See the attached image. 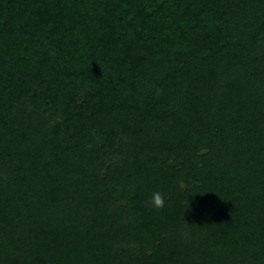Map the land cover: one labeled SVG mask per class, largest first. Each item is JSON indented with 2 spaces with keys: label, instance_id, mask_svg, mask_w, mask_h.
<instances>
[{
  "label": "trees",
  "instance_id": "obj_1",
  "mask_svg": "<svg viewBox=\"0 0 264 264\" xmlns=\"http://www.w3.org/2000/svg\"><path fill=\"white\" fill-rule=\"evenodd\" d=\"M0 264H264V0H0Z\"/></svg>",
  "mask_w": 264,
  "mask_h": 264
},
{
  "label": "clouds",
  "instance_id": "obj_2",
  "mask_svg": "<svg viewBox=\"0 0 264 264\" xmlns=\"http://www.w3.org/2000/svg\"><path fill=\"white\" fill-rule=\"evenodd\" d=\"M165 193L164 192H155L152 195V204L154 207H159L165 203Z\"/></svg>",
  "mask_w": 264,
  "mask_h": 264
}]
</instances>
